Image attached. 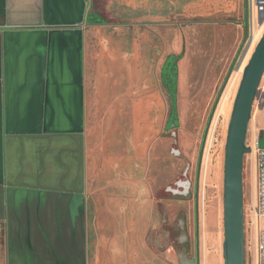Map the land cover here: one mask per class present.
Instances as JSON below:
<instances>
[{
  "label": "crops",
  "instance_id": "0c3cea01",
  "mask_svg": "<svg viewBox=\"0 0 264 264\" xmlns=\"http://www.w3.org/2000/svg\"><path fill=\"white\" fill-rule=\"evenodd\" d=\"M114 11L0 0V264H187L156 153L167 91L141 89L166 21Z\"/></svg>",
  "mask_w": 264,
  "mask_h": 264
},
{
  "label": "rangeland",
  "instance_id": "374dc122",
  "mask_svg": "<svg viewBox=\"0 0 264 264\" xmlns=\"http://www.w3.org/2000/svg\"><path fill=\"white\" fill-rule=\"evenodd\" d=\"M126 0H114L119 9L128 12ZM147 7L159 9L166 24L164 50L167 55L179 58L176 99L172 93L166 95L167 118L176 108L178 140L182 156L170 154L172 140L166 138L156 145V153L164 166L161 176L167 184L183 172L186 162L191 164L190 175L196 173L199 152L207 121L229 72L231 63L243 37L242 27L237 21L243 16L244 0H144ZM111 1L91 0L90 16L106 17V9H112ZM143 0H134L130 5H141ZM142 6V5H141ZM133 8V7H132ZM130 10V9H129ZM264 26L258 30L256 39L240 70L235 69L227 83L217 107L203 159L200 191V242L202 264H225L224 260V160L228 125L234 102L242 79L243 69L258 44ZM245 49V48H244ZM244 50L242 52V56ZM241 56V58H242ZM240 58V60H241ZM264 129V76L255 98L247 145L252 152L244 157L243 188L245 212V259L252 261L256 246L257 227L264 229V218L256 224L254 206L256 200L254 145ZM155 152V151H154ZM152 162H155L153 157ZM223 170V171H222ZM162 176V177H163ZM169 186V185H168ZM160 197L161 194L159 195ZM158 197V196H157ZM169 196L167 195V198ZM159 198V197H158ZM163 198V197H162ZM165 198V199H167ZM163 200L168 206H193L191 201ZM189 200V199H188ZM165 201H167L165 203Z\"/></svg>",
  "mask_w": 264,
  "mask_h": 264
},
{
  "label": "water",
  "instance_id": "95a60500",
  "mask_svg": "<svg viewBox=\"0 0 264 264\" xmlns=\"http://www.w3.org/2000/svg\"><path fill=\"white\" fill-rule=\"evenodd\" d=\"M246 1L245 19H244V38L240 49L231 65L229 72L222 84L217 95L207 121L201 148L199 152L197 164V178L195 188V205H196V234H197V264H201V247H200V184L201 171L207 139L210 128L219 105L222 94L227 83L235 69H239V63L236 66L237 59L250 36L249 10ZM264 76V32L255 47V50L243 69L242 79L231 119L228 125V134L225 144V160H224V260L225 264H246L245 259V212H244V188H243V169L244 157L247 153L252 152V147L247 145V135L249 130V122L253 111L255 98L257 96L260 83ZM175 125L173 124L172 127ZM174 138L170 154L175 157L182 156L179 147L178 133H172ZM259 148H264V129L258 139ZM191 164L187 162L183 174L184 181L169 185L165 188V192L173 196L188 197L192 191V180L188 171Z\"/></svg>",
  "mask_w": 264,
  "mask_h": 264
},
{
  "label": "flooded vegetation",
  "instance_id": "af4514ba",
  "mask_svg": "<svg viewBox=\"0 0 264 264\" xmlns=\"http://www.w3.org/2000/svg\"><path fill=\"white\" fill-rule=\"evenodd\" d=\"M109 1V0H107ZM110 4H112V9H114L115 11L113 13H115L119 18H127L129 20H140V19H145V20H151V21H155L158 19L164 20L165 17L167 19V14H163L159 9L157 10L152 9V7H147L145 1L143 0V2H141V5H134L132 6V4L130 5V3H134V0H126V4L127 6H131L128 9L129 15H124L122 11H124L123 9H119L118 10V6L115 5L114 0H110ZM109 3V2H108ZM117 7V8H116ZM133 7V8H132ZM245 9H246V1L244 0V9H243V16L240 20L237 21V25L239 27H242L243 30V37L241 39V42L238 46V49L235 53V56L233 58V61L231 63V65L234 62V59L240 49V46L242 44L243 38H244V19H245ZM249 10V8H248ZM118 18V19H119ZM166 24V23H164ZM152 26H162L163 24L161 23H154L152 22L151 24ZM154 34V33H153ZM154 39H153V43L151 45V48H148L147 51L151 52L152 55H156L159 56L162 53V47L158 41V37L159 35L154 34ZM248 41V40H247ZM247 41L245 42V45L247 43ZM245 45L241 51V54L239 55L238 59H237V64L239 63V60L242 56V52L245 48ZM159 53V54H157ZM159 59V57H158ZM178 59L176 56L174 55H168L165 60L160 64L159 70L158 72H155L154 70L151 72L150 68L147 70L143 71V75L141 76V89L147 88V89H154L156 88H160V92H162V89H166V91H168V93H172V86L174 84V73H175V68L177 65ZM231 67V66H230ZM151 72V73H150ZM148 81V82H147ZM151 81V83H150ZM148 83V84H147ZM140 89V90H141ZM213 108V107H212ZM212 110V109H211ZM211 113V112H210ZM176 113L172 112L170 118H166V123H165V132H166V137L170 138L172 140V143L174 141V138L172 137V133L177 132L178 129V122L176 120ZM210 116V115H209ZM173 124L175 125L174 127ZM179 141V140H178ZM171 143V145H172ZM172 148V146H171ZM187 164V162H186ZM198 164V163H197ZM186 168V166H185ZM185 168L183 170V172L181 173L180 176L176 177L173 181L172 184H174L175 182H178L180 179L181 182L184 181L183 178V174L185 171ZM190 171L191 169L188 171L189 177L192 180V191L190 193V195L188 197H178L179 199H181L184 202H188L191 201V199L193 198L194 200L193 203L194 205H186L183 204L179 207L180 211L179 214L177 216V220L175 221V231H174V236L172 237V240L175 239V243L176 245L182 249L185 252H189L190 255L189 257L185 258L183 261H185V263L187 264H197V234H196V205H195V188H196V178H197V169H196V173L191 176L190 175ZM171 185V184H169ZM168 187V186H167ZM200 191H201V184H200ZM189 199V200H188ZM157 202V201H156ZM155 205L157 206L158 203ZM188 220H189V224L190 226H193L194 228V232H192L191 234L187 235L186 230L188 228ZM166 222L164 224V226H166ZM189 226V227H190ZM200 247H201V243H200ZM201 264H202V254H201Z\"/></svg>",
  "mask_w": 264,
  "mask_h": 264
},
{
  "label": "built area",
  "instance_id": "2783aa9c",
  "mask_svg": "<svg viewBox=\"0 0 264 264\" xmlns=\"http://www.w3.org/2000/svg\"><path fill=\"white\" fill-rule=\"evenodd\" d=\"M247 2L249 8L250 36L245 45L244 54L240 60L238 70H240L254 43L256 30L264 25V0H247ZM254 154L256 200L255 206L253 207L255 213L253 223L256 224L260 218H264V148H259L258 140L254 145ZM246 264H264V229L257 227L256 246L252 254V261H248Z\"/></svg>",
  "mask_w": 264,
  "mask_h": 264
},
{
  "label": "trees",
  "instance_id": "16d2710c",
  "mask_svg": "<svg viewBox=\"0 0 264 264\" xmlns=\"http://www.w3.org/2000/svg\"><path fill=\"white\" fill-rule=\"evenodd\" d=\"M177 59L179 60V58H177ZM177 75H178V68L176 66L175 73H174V84H173L172 90H171L174 99H176V94H177L176 93V89H177V79H178ZM174 112L176 113V108L174 109Z\"/></svg>",
  "mask_w": 264,
  "mask_h": 264
},
{
  "label": "bare ground",
  "instance_id": "6f19581e",
  "mask_svg": "<svg viewBox=\"0 0 264 264\" xmlns=\"http://www.w3.org/2000/svg\"><path fill=\"white\" fill-rule=\"evenodd\" d=\"M263 26H264V25H263ZM263 26H262V27H263ZM262 27H260V28H258V29L256 30V32H255V39H256V36H257V32H258V30L261 29ZM255 39H254V41H255ZM252 46H253V45H252ZM222 171H223V170H222Z\"/></svg>",
  "mask_w": 264,
  "mask_h": 264
}]
</instances>
